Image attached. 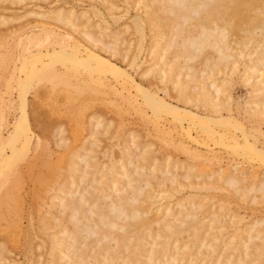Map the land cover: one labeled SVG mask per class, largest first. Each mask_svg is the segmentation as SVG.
<instances>
[{
  "label": "rangeland",
  "instance_id": "obj_1",
  "mask_svg": "<svg viewBox=\"0 0 264 264\" xmlns=\"http://www.w3.org/2000/svg\"><path fill=\"white\" fill-rule=\"evenodd\" d=\"M10 1H12V3H10ZM122 1L123 0H97V1L96 0H7V1L1 0L0 1V16L3 18L2 20H4V18H6L5 22H3L2 24L0 23V38L3 39V37H4L3 40L0 39V42L2 41L0 43V48H1L0 51L1 50L3 52L9 51L8 54L7 53L5 54V52L3 53V54H5L4 55L5 57L1 56L2 51L0 52V56L4 58V59H0V62H3L0 64V66H1L0 67V91H1L0 92V107H1L0 108L1 109L0 110L1 111V113H0V128L3 132V134H7L9 132L10 128L12 127V124L14 123V120H16V118L18 117L19 114L21 115V110L19 109V107L21 105L19 104L20 102H19V98H18V92H17V89H14L16 86L15 85L16 83L14 84L13 81H15L16 73L17 74L20 73V75L22 77H25L26 74L23 76V74L25 73L24 71H23V73H21V71L17 72V69H14L13 65H14V62H16V61H17L16 62L17 64H19V62H20L18 60L19 53H20V50L22 48V47H20V44H19L21 42L20 40H22V42H21L22 45L27 41H25V38L24 39L20 38L19 39L20 42L18 41V39H17L18 37L15 34L17 29L20 30V31H17V33H21L22 37H26V34H29V35L30 34L31 35L39 34L42 36V34L44 32H45V34L47 33L46 38L49 39L50 41L48 40L49 42L42 43L43 46H42V44L41 45L40 44L39 45L33 44L31 46L32 49H35L37 47L40 49V47H41V49L45 52L48 50L54 51V49L52 50V47H54L55 49H57V48L59 49L60 45H57V44L61 43L62 41H63V43L70 42V44L76 41L79 44L81 43L80 44L81 55L85 54L84 56H86V54L88 56V54L92 51V49L90 48V46H91V44L89 43L90 41L86 40L84 37V35H85L84 30L88 31V32H92V33H94V36L97 37V38L96 37H94V38H96L98 40H102L103 42L105 41V43H106V41H109V42L111 41L114 43V46L116 47V49L119 50V51L117 50V52H116L117 55L116 54L111 55L110 50L106 49L105 46H104L105 49H102L103 45L101 44L102 45L101 46V45H99L100 44L99 43L98 44L99 46L97 47V51L101 54V56L103 58H106V59H107V57L109 59V57L112 56V58L110 57V59H111L110 61L113 62L114 64H116V66H119L118 68H120L121 70L126 69L127 72L130 73L132 76V77H130L131 80L134 79L133 81H130V79L128 77H126V75H124V74H122V75L115 74L112 71L105 69L104 71L101 72L102 73L101 76L103 78L105 77L104 78L105 83H99L95 79H94V81H92L93 79L91 80V77H88L90 79L89 80L86 76L87 74L84 73L85 71L83 72V70H82L83 68L80 67L81 71L79 69V71H80L79 72L80 73L79 78L78 77L76 78L78 73H77V75L75 74V76H74L75 78L73 77L72 73L70 75L71 80L69 82L74 84V81H75V86L72 85V87H71L69 84H67L71 88L68 87L67 85L61 84L62 81L56 82L57 84L60 83L61 85L60 84L57 85L56 83H54V85H57V86L56 87L52 86L55 90V92H53L54 90H51L52 82L51 83H50V81L47 82L48 80L46 81V79H45L46 82L43 81L44 79H41L42 80L41 82L39 80L38 85H37V82L35 81L36 85H35V83H33L32 86H34V87L31 86V88H29V91L27 93V106H26V109H27V120H26L27 122H26V124H28V126L25 124L26 130L28 131L27 133L30 134V140H31L30 146H28L26 148L29 150L27 151L25 149L27 151L26 155H25L26 151L23 150L25 152H24V154L22 153L21 155H22V157H23V155H25L24 156L25 159H24V157L23 158L20 157L21 160L23 159V161H20V159L18 160L19 161L18 162V164H19L18 170L15 173L13 172L14 174H11L12 176L9 177L12 180L15 179L13 181V184H15L14 182L16 180L19 184L14 185L15 186L14 187L13 185H11V183H9L11 181L9 179V181L6 183L8 185L10 184L11 187L10 186H9L10 188L6 187L7 184L5 183V185H2V187L0 188L1 191H2V189H5V190H8V192L10 191V193H12V195L9 197V200H7V201H9V202H10V200L12 202L16 201V202H14L15 206L12 205L13 207L10 206L12 203V202H10L8 204V206H6V204H5L4 206L2 205L3 208H0V213H2L4 217L8 216L9 218L7 217L8 218L7 220L11 219L10 220L11 226L8 227L7 221L5 220L6 218L3 219L1 217L2 215H0V217H1L0 218L1 219L0 220V244L3 245L2 247H0V250H2V251H0V259H1L0 262L2 261L1 263H4L2 257L4 258V256H5V258L7 259L5 261H7L8 263L10 262V264H38V263L39 264H45L46 258H47V260H48V258H50L49 257L50 254H48L49 253L48 249L50 248V244H51L50 242L53 239L52 236L55 234H56V236H54V238L57 237L60 239L62 237L61 238L62 239V245L61 246L59 245L60 247L65 246L67 248L69 246V242L66 240L67 239L66 237L68 236L70 231L73 229V227H74L73 223L74 222H72V221L76 217H74V218L71 217L70 211L68 209L65 210L64 213H61V212L59 213V210H57L58 199L54 198V199H56L54 201L53 198H50V197H51V195L55 194V192H56L55 189H57L59 186L62 185L61 183H63V180L69 179L67 177L68 169L66 170V164H65V162L67 161L66 159H68L71 156H74V158L77 159L79 162V161H82V160H79L81 155L85 156L87 154V156H85V157H87L86 159L90 163L95 161V163H92L95 166L94 167L92 165H90V167L88 166L89 170L87 169L88 171L86 172V174L88 173V175L85 174L87 177L85 176L86 178H85V180H82V182L78 180V178L80 176L79 177L75 176L74 182L71 185V190H73V192L76 194V196H79L80 195L79 192L82 193L83 190H88L89 189L88 187H90V189L92 187H93L92 189L98 188V189H95L96 193L94 191H92L93 195L87 196L89 198L88 203L96 195L100 194L102 189L104 190V189L108 188L107 190H109V188H110L109 185H111L112 182L115 183V185H117V186H118V184L124 185L126 188L127 187L126 180H129V178H130V177L129 178L126 177V175L129 174L132 176L134 171L136 169L138 170V168H139L138 166H141L139 170L143 169L142 171L150 172L151 169H156V170H153L154 172H152L151 176H154L156 174L157 177L159 176L158 178H160V176H161L163 179L166 180V181H164V183L162 181V184H159L160 181L158 180V178L155 177V179L153 178L154 180H152V178H151L150 184H148L149 186L151 185L150 186L151 188L147 185L148 186L147 189L149 188L148 190L150 192L145 189L146 186L144 187V189L147 192H149L150 194H153V197H152V195L145 197V198H148V200L146 199L145 201L149 202V204H148V202H146L148 205L147 207L149 209V212H148L149 219L151 218V220H154V218H155V219L163 220V219H165L164 215L168 212V209H170L171 212L173 211V214H174L178 210L186 209V207L191 208L192 205H194L193 206L194 212L195 211L197 212V213L196 212L195 213L201 219V221H202V219H203V221H205V223L202 222V225L205 224V227L203 228L201 225V227H200L201 232L199 230L200 234L206 233V234H204V235H206L205 239L204 238H203L204 240L202 239V236H201L202 234L201 235L198 234V236L200 235L199 240H198V236L196 237V240L200 241V243L195 240L197 242V244L195 245L196 242L195 243L192 242L194 244L193 248L191 247L190 250L185 251L186 249L183 248L184 246L183 247H180V246H182L183 243L184 244L187 243V241H188L187 239L190 236V235L188 236L187 233H185L184 235H182V237H180L183 239H181V240L179 239L180 241H177V243H179V244H177L176 241L169 243V244L173 243L171 246L168 244L167 247L169 248V251L165 250V248L163 247L164 245L162 246V244L156 243L158 245H156L157 247L156 246L155 247L156 248H158V246L160 247V248L156 249L157 251L160 252V255H158V256L156 255L157 258L155 255L152 256L151 257L152 259H150V262L157 261L158 257L160 256L158 261L165 259V260H167V262L169 260H170L169 262H171L172 259L178 258L176 261H174V263L177 262V264H179V263L180 264H198V263L199 264H264V256H262V259L260 261L259 259L261 257L260 258L258 257L257 251H255L256 248L254 246L255 244L259 243L260 241L264 242V187H263L264 184H262V182L264 183V159H262L255 152L253 153L252 150H249V151H247V150L243 151L244 149L241 150V148H243L245 143H246V145L253 143L254 146L256 144V147H258L261 150L263 149V152H264V118L263 117L260 118L258 116H252V115H250L251 111L248 110V108L250 107V103H252V101L254 100V98L256 96V93L261 95V96H264V74H262L261 72L258 73L257 71H255V72H249L248 71L249 70L248 67L250 65L249 64L250 58L247 54L245 56L244 55H242L240 57L238 56L237 58L234 56H232V57L230 56L231 58L229 57V60H231V61L237 60V67L234 69V71L231 72V69L228 66H224V68H225L224 70L226 72L228 71V74L224 73L222 65L215 67L216 68L215 70L212 69L213 64L211 63L212 64L211 66H206L207 75L206 74L202 75L200 73H202V66H204V65L200 64L201 63L200 60H197L196 61L197 64L195 65L196 68L194 69V70H196V72H195L196 78H193L189 81H186L188 79L187 78V71H189V70H187L185 67L182 68V66L180 65L182 63L181 62L182 58L179 57L178 61L173 65L172 72L170 73L172 81H179V82L184 81L183 83L187 84V88L185 89V92L189 96L194 93V88H193L194 85L197 86V84H198V86L201 87L204 85L203 82L208 84L210 81L211 82L215 81V84L217 86L219 85L218 86L219 88L220 87L222 88V91L220 92V97L221 98L224 97L225 100L229 101L230 103L228 102L229 105H227L226 107L225 106L221 107L223 109L220 108L219 113H218L216 111H213V109L202 106V104H200L199 102L198 103H196V101H191V103L185 102L176 93V90L172 87L173 85H172V82L170 80H169V82L166 83V87L168 88L167 89L168 93L167 92L165 93L164 89H162L164 87L163 83L160 84L159 80H157L154 77L151 78V76L145 75L142 72L146 71V69H147L146 67H148L150 65V62L152 61V57H151L152 51L150 52V50H151L150 48L153 46V44L155 45V43L158 44L157 45L158 48L162 47L163 42H164L163 40H165V38H167L169 36L168 35L169 30H166L165 26H164L163 27L164 29L162 28L163 31L159 30V29L149 31V28H148L149 23H146V22H148V20L146 18H142V22H143L142 24L144 26L143 27L144 38H143V42H142L143 46H142V49L139 53L140 56H138V62L139 63H138V65L135 64V65H133L132 68H130L131 66L129 64V59L128 58L126 59V57L124 58V56H123V49L130 47V45L132 43L134 44L136 42L135 39H137L136 38L137 33L135 34L136 31L133 33L134 29H133L131 20L136 14H139L141 17H144L141 13H142V11H147L146 9H148V8H146V7H144V8L140 7L139 8L138 6H141V4L138 5L139 2L136 3L133 0H130V2L128 0L129 5L126 4L127 2L125 0L124 1L126 3L124 1L123 2ZM112 3H114L117 8L115 6L111 7ZM94 6L99 10V13L97 12L98 10L94 12V10H96V8H94ZM111 8L112 9L114 8V9L111 10ZM124 8H127V9H125L126 11L124 10ZM59 9H62L63 15H61V17L67 20V21L65 20L66 23H64V19H62L61 24L59 21L58 22L53 21V20L52 21H46V20H51L50 19L51 17L58 15ZM35 12H37V13H35ZM71 12H73V16H72L73 18L71 16H69L71 14ZM96 12L98 13V15H96L97 14ZM111 13L112 14L114 13V15H120V18H118V19L115 18L116 20L113 19L112 18L113 16ZM63 16H65V17H63ZM7 18H9V20ZM37 18H38V20H37ZM30 23H31V25H30ZM48 23H49V25H48ZM62 24H63V26H62ZM76 24H78V25L76 26ZM23 26H25V27H23ZM45 26H46V28H45ZM129 26H131V29H129L130 28ZM10 27H12V28H10ZM22 27L24 29H20ZM46 30H48V31L46 32ZM50 30L52 32H50ZM72 30H74V31H72ZM59 31H60V33H62L61 35L63 37H60V38L58 37V36H61L60 33H58ZM23 32H24V34H23ZM53 32L55 33V36L52 37ZM56 32H57V34H56ZM29 35H27V37ZM56 35H58V36H56ZM5 36H7L8 38L7 37L5 38ZM49 36H51V37H49ZM69 36L72 38V40L73 39H75V40L73 42H72V40L69 41L68 38L71 39ZM12 37H14V38H12ZM55 37L56 38L58 37V39H60V40L56 39ZM44 38H45V35H44ZM50 38H55V40H58L59 42L54 41V39L52 40ZM64 38L67 40V42H65L66 40ZM17 42H19V43H17ZM52 43H56V44H52ZM44 44H46L47 46ZM89 44H90V46H89ZM133 44L131 46L132 48L135 47ZM57 46H59V47H57ZM87 48H89V49L87 50ZM37 49H35L34 51H36ZM106 50H108V51H106ZM244 50H247V49H244ZM121 51H122V53H121ZM159 51H160V49L158 50V53H159ZM11 55H13L14 57H12ZM252 56H253V54H252ZM10 57H12V59H10ZM13 58L14 59L16 58L15 61ZM142 58L143 59L146 58L147 61H149V60L150 61L149 62L144 61L142 64H140L139 59H142ZM1 60H4V61H1ZM10 60L11 61L13 60V62H10ZM222 61H224V59ZM212 62H213V60H212ZM93 64H95V62H93ZM64 67L65 66L63 64H61V62H59V63L57 62V64L55 63V68L57 70L59 69L58 72H65L66 70H64V69H66V68H64ZM209 68H211L212 70ZM13 69L16 70L15 71L16 73H14L12 71ZM218 69H219V72H217ZM208 70H211L213 73L211 71H209V73H208ZM84 74H86V75H84ZM143 74H144V76H143ZM11 76L12 77L14 76L13 77L14 80L12 79L13 81L10 80ZM94 76H95L94 78H96L99 75L97 73H95ZM67 78L69 79V75L67 76ZM85 78L89 80V81H87V84H90V83H88L90 81H91V84H92V82H93V84L94 83L96 84V82H97V84H96L97 87H95L91 84L90 85H91V88H92V86L95 88H98V89L100 87L101 91L97 89L99 94L93 95V93H92V95H91L90 94L91 88H89L90 90L84 89L87 91L89 90L87 93L85 92V94H84V92H83L84 90H82L80 88L81 90L80 89H78V90H80V92L82 91L84 95H79L80 92L76 89V88H78L76 86V85H78L77 82L81 81L84 84V82L86 81ZM177 78H179V79H177ZM7 79L10 80L9 82L13 83L14 87H12L13 85L10 86V88H13V89L7 88L8 86H6V83H5V81ZM82 79L85 81L83 82ZM225 79H226V81H225ZM123 80H125V81H123ZM122 81L124 83L126 82L125 83L126 85ZM223 81H224V83H223ZM81 82H80V84H82ZM7 83H8V81H7ZM221 83H223V84H221ZM99 84L100 85L103 84V85L100 86ZM105 84H106V86H105ZM109 84H110V86H109ZM98 85H99V87H98ZM122 85H123V87H122ZM138 85H141L145 88L147 87L148 89H151L154 91H157L159 93V95L161 97H164V99L167 102H169L173 105H178V106L182 107L183 112L185 109V110H187L186 112L191 111V114H198L199 113L198 115H200V116H209V117L212 116L211 117L212 120L214 121V119H215V121L211 122L212 121L211 120L209 125L213 129H215L216 132L218 131L217 133L221 134V135L218 134L219 137L223 136V135L225 136L224 138L222 137L224 142H221L220 139L216 136H215L216 138L215 137L212 138L213 137L212 135H211L212 136L211 137L210 135L208 136L205 131L204 132L200 131V130H202L201 127H199L200 125H198L194 121L192 122V117L189 119L188 116H190L191 114L186 115L185 119L183 118V120H181L182 123H180L179 120H178L179 122L176 121L177 119L175 118L176 119L175 120L173 118L172 114H169V113L164 112V111H162V113L156 118L154 116V113L149 108L145 107L142 104L143 103V97L140 96V94L137 92V90H135L138 87ZM222 85H224V87ZM74 87H76V88H74ZM129 87L131 88V90L129 89ZM172 88L174 90H171ZM73 89H75V90H73ZM10 90H11V92H10ZM92 90H94V93H96L95 91H97L94 88ZM74 91H76V93ZM4 92H6V93L4 94ZM78 92H79V94H77ZM95 95H97V96L94 97ZM71 96H72V98L74 97L72 99V101L67 100V99H69V97L71 99ZM77 96H80V97H78L80 99H78ZM81 96H83V98ZM84 97H85V99L91 98L92 101L88 100L87 104L85 102L84 104H86L87 107L84 108V110H83L82 104L84 101H87L84 99ZM134 97L137 100V103H136ZM224 98H223V100H224ZM71 107H73V108H71ZM77 108H79V109H77ZM230 108H231V110H230ZM144 109L147 111H145ZM141 111H143V112H141ZM213 112H214V114H213ZM221 113H222V115H221ZM145 114H147V115H145ZM20 115H19V117H20ZM220 115L222 117H224L226 120L222 119V117ZM78 116H80V117H78ZM1 117H2V119H1ZM255 119H257V120H255ZM1 120H3L4 122L3 121L1 122ZM173 120H175V122ZM97 121H98V123H97ZM99 121H101L100 125H99ZM188 121L192 122V124H191L192 126L190 125L191 122L188 123ZM219 121H222V122L219 123ZM78 122L80 125L83 124L82 128H80L81 127L80 125L78 126ZM232 122H234V123H232ZM193 124H196V125L194 126ZM94 125L98 126V128L96 127L97 130L94 129L95 128ZM181 125H182V127H181ZM4 127H6V128H4ZM186 127L187 128L189 127L188 130L186 129ZM98 129L100 131H98ZM189 129L191 131H189ZM258 131H260V132H258ZM186 132L187 133L191 132V133L188 135V134H186ZM226 133H227V135H226ZM243 133L246 134V135L244 134L246 136V138H248V135H250L248 138V143L246 142ZM247 133H249V134H247ZM228 134H230V135L228 136ZM31 137H33V140L31 139ZM226 137L231 138V139H232V137L239 138L242 146H241V148L238 149L239 150V151H237L238 153L234 149L231 148V144L233 143L232 142L233 139L232 140L228 139L229 141H227ZM194 138H195V140H193ZM61 139L63 141H60ZM228 142H230V143H228ZM227 143H228V145H227ZM19 146H21V144ZM125 147H126V150L124 149ZM42 148H44V149H42ZM143 148H145V149H143ZM148 150L149 151L151 150L152 152L151 151L148 152ZM70 151L72 152V154L70 153ZM83 151H85L84 152L85 154L83 153ZM144 151L148 152V154ZM68 152L70 153V156H67ZM78 152H79V154H81L80 157H78V155H79ZM104 152L106 154H104ZM192 152L196 153V156ZM149 153H151L152 157H150L151 155L148 156ZM144 155H145L144 159L147 158L145 161L143 159ZM154 157H156V159L159 157L158 158L159 161H158V159L154 160ZM194 157H196V158H194ZM47 160L48 161L50 160V161L48 162ZM116 160L118 163L116 162ZM96 161H97V164H96ZM114 161H115V163H114ZM82 162H79V164L77 163V165H78L77 167L79 168V171L76 172L77 174L81 173V171H83V169H84V165L82 167V164L84 162L83 163ZM110 163L113 164V166H111ZM102 164H103V166H105V165L106 166L103 168ZM44 165H46V166H44ZM55 166L57 168L59 166L60 168H62V170L61 169L58 170ZM108 166H109V168L107 169ZM123 166L125 167V169ZM201 166H203V167H201ZM237 166L240 167V169L242 168L243 174L237 173L238 181H237L235 186L228 185L225 182L226 181L225 175L227 173V170L233 171V169ZM52 167L55 171H58V173L61 171L63 173V175L61 174V172H60V174H58L57 172L55 173V171L52 170ZM91 167L94 169L96 167L98 168V169H95L96 173H94L95 171L93 170L94 174H91V171H92ZM99 167H101V168H99ZM134 167H137V168H134ZM207 167H208V169H207ZM121 168L123 169L122 171H121ZM49 169H51L52 171L50 172ZM105 169H106L107 173L104 172ZM99 170H100V172L103 171L102 172L103 176H102V174H98L97 171H99ZM166 170H169L168 173H165ZM41 171H42V174H41ZM223 171H224V173H222ZM225 171H226V173H225ZM131 172H132V174H130ZM173 172H176L175 174H177L175 176L176 180L167 177L168 174H169L168 176H170V174ZM38 173H40L41 175L39 174L40 176H38ZM115 173L117 176H115ZM117 173L119 174V176L120 175L122 176V174H123V178L121 176L119 177ZM15 174L17 177L15 176ZM43 174H44L45 178L50 177V179L46 178L48 180H46L47 182H45V183H43L45 181V179L42 177ZM54 174H57L60 177H56L57 175L54 176ZM108 174H110V175L108 176ZM211 174L213 176L214 175H216V176L223 175V176H221L222 178L221 177L217 178V180L215 182V186L208 187L206 184V181L209 180L208 177ZM13 175L16 178L15 177L12 178ZM92 175L93 176L96 175V176L93 177ZM135 176H136V174H134V176H132L131 178H134ZM99 177H101L100 179H103V183L102 184L98 183L99 185L97 184L98 185V187H97V185H93L92 181H93V178H95L97 181L94 180V183L95 182L97 183ZM108 177H110V179ZM39 178L41 181L44 179V181L42 182L43 184L41 183V181L39 184V181H37ZM104 178H105L106 182L104 181ZM79 179L81 180V177ZM83 181L84 182L86 181V183H83ZM131 181H134V180H131ZM50 182H51V184H50ZM74 183H75V185H74ZM133 183H136V182H133ZM52 184L54 186H52ZM88 184L91 186H89ZM86 185H88V187ZM261 185L263 188L261 187ZM94 186H96V187H94ZM14 188H16V189H14ZM42 188L43 189L47 188L48 189L47 193L50 190H51V192L46 194ZM252 188H253V190H252ZM42 191H43V193H42ZM146 191H144V192H146ZM89 192H90V190H88L87 194H89ZM10 193H8V194L10 195ZM115 193H118V192H115ZM45 194H46V197H44ZM43 197H44L46 202H44V200L42 199ZM55 202H56V204H54ZM88 203H87V206L83 205V208H87ZM190 203L192 205H190ZM90 204H92V203H90ZM89 206H91V205H89ZM195 207H197V208H195ZM7 208H10V209L15 208V212L17 211L18 213L13 214V215L14 216L18 215L17 216L18 218L13 217V216H12L13 218L10 217L12 213H15L14 209H12L13 212L10 214V216H9V214L8 215L4 214L3 212H5L4 210H6ZM176 209H178V210H176ZM197 209H199V210H197ZM8 211L6 213H10L9 209H8ZM171 212H168V213L171 214ZM56 215H58V216L60 215V217L58 218V216H56ZM68 216L73 218V220L71 221V219ZM176 216H177V214H176ZM56 217L58 218V220L55 223L52 222V221H55L54 219ZM45 218H46V220H45ZM47 218L49 220H47ZM51 218L53 220H51ZM12 219H14V221L19 220L18 226L12 227V225L14 223V221ZM5 221H6V224L4 223ZM11 221H13V222H11ZM17 221L14 223V225H16L18 223ZM79 221L81 222L82 219L81 220L79 219L78 222ZM153 222L154 221H152V225H155V227H156L157 226L156 224L158 222L155 221L156 222L155 224H153ZM2 224H3V226L5 224V226L3 227ZM8 224H9V222H8ZM6 227H8V228H6ZM16 227H18V228H16ZM48 227H49V229H48ZM152 227H154V226H152ZM154 229L156 230V228H154ZM251 229H252V231H251ZM10 230H12V233L14 232V234L16 231H18L15 234L18 236H16V237H15V235L12 236V233L9 232ZM155 230H152L153 232L151 231L153 237L155 236L154 238L151 239L152 242L153 241L155 242V240H157L159 238L161 239L160 236L158 237L157 235H155L156 233H159V232H154ZM60 231H62L61 235H60ZM64 231H67L66 235H63L65 233ZM235 231H237L236 232L237 235L235 234ZM212 232H213V234L210 236L209 234ZM92 234H93L92 235L93 238L90 237V239H94V237H96L95 236L96 234H94V233H92ZM238 235H239V237H238ZM183 236H185L186 238H184ZM187 236H188V238H187ZM248 238H252V239H248ZM88 239H89V237H88ZM49 240H51V241L49 242ZM201 240H202V242H201ZM255 240H257V241H255ZM41 241H42V243H41ZM93 241H90V242H93ZM98 242H96V243H98ZM43 243L44 244L46 243V245H43ZM96 243H95V245H96ZM236 243L238 245H236ZM213 244H215V245H213ZM39 245H43L40 247L41 249L39 248ZM81 245H82V243L80 244V246ZM89 245H92V244L91 243L88 244V253L85 254V257H84L86 259V261L84 259L82 261V262H84V264H88V263L92 264L95 261V259L91 258V256H90L91 250H93V249L91 248V250H90ZM173 245L175 248L173 247ZM190 245H191V243H190ZM190 245H189V247H190ZM201 245L204 247H202ZM211 245H213V246H211ZM218 245H219V247L217 248ZM44 246H45V248H44ZM215 246L217 249L215 248ZM42 247L44 248V250ZM69 247L70 248L63 249L66 253L69 250L68 254H65V256H68V258L67 257H66V259L61 258L62 260L59 259L58 264H62V263L63 264H70V263L73 264L74 263L73 258H75L74 256H76V253L79 252V248L74 250V252H75L74 253L73 251L70 250L72 247L71 246H69ZM145 247H142V250L140 252V254H141L140 257H142V258L139 257L140 261H141V259L144 260L148 256V255L146 256V254H147L146 250L149 248L148 243H147V246H145ZM177 247H178V250L180 247V250H179L180 254L178 253L179 251L177 250ZM170 248H172V250ZM186 248H188V247H186ZM210 248H212V249H210ZM247 248L251 249V250H248ZM7 249L8 250L10 249L9 250L10 252L7 251ZM38 249H40V250L38 251ZM173 249H175V251ZM181 249H184V251L187 253H184V251ZM191 250H192V252H190ZM211 250L214 252H212ZM215 250H217V251H215ZM7 252H9V253L7 254ZM142 252H146V254H144ZM159 252H157V253L159 254ZM182 252L186 255H184ZM194 252H196V253H194ZM211 252L213 255L211 254ZM165 253H167V254H165ZM203 253L204 254L206 253V254L204 255ZM2 254H3V256H2ZM163 254H164V256H163ZM168 255H170V256H168ZM174 255H175V257H174ZM176 255H178V256L180 255V256L176 257ZM190 255H191V257H190ZM246 255H247V257H246ZM69 257H70V260H69ZM87 257L89 258L88 260L89 261L91 260L92 263H90L87 260ZM154 257L156 259H154ZM164 257H166V258H164ZM182 257H183V260H181ZM188 257H189V259H188ZM31 258L33 260H30ZM76 258H75V260H76ZM186 258H187V260H186ZM204 258H205V260H204ZM67 259H68V263H65L64 261ZM252 259L253 260L258 259V260H256V262H255ZM39 260H40V262H39ZM179 260H181L183 263H181ZM117 261H118V259H117ZM117 261H115V262H117ZM207 261H209V262H207ZM115 262H114V264H117ZM46 263H47V261H46Z\"/></svg>",
  "mask_w": 264,
  "mask_h": 264
},
{
  "label": "bare ground",
  "instance_id": "obj_2",
  "mask_svg": "<svg viewBox=\"0 0 264 264\" xmlns=\"http://www.w3.org/2000/svg\"><path fill=\"white\" fill-rule=\"evenodd\" d=\"M1 1V0H0ZM7 1V0H6ZM97 1V0H96ZM124 1V0H123ZM122 1V2H123ZM127 3H126V2ZM124 2L126 4H128V0H125ZM135 1L136 3L139 2L138 5L141 4V6H138L139 8L141 7H146L148 9H146L147 11H142V15L144 17H141L139 14H136L133 18H132V26H133V33L135 32V34L137 35V39L136 42L133 44L135 47H131L132 44L130 45V47L128 48H125L123 49V56L124 58L126 57V59L128 58L129 59V64H130V68L133 67V65L137 64L138 65V56L141 49H142V42H143V38H144V30H143V22H142V18H146L148 20V22L146 23H149L148 24V28H149V31L150 30H162V28L165 26V29L166 30H169L168 32V37L165 38V40H163V46L162 47H157V43H155V45L153 44V46L150 48V52L152 51V54H151V57H152V61L150 62V65L148 67H146V71L145 72H142L144 73L145 75H149L154 78H156L157 80H159V83L164 85V87L162 89H164L165 93L167 92L168 93V88L166 87V83L169 82V80L172 82V87L176 90V93L180 96V98L185 101V102H189L191 103V101H196V103H200L202 104V106L204 107H208L210 109H213V111H216L219 113V110L221 107H226L227 105H229V101L223 100V98L220 97V92L222 91V88L218 87L216 84H215V81L213 82H209L208 84L204 83L203 82V86L199 87L198 84L197 86H193L194 88V93L191 94L190 96L185 92V89L187 88V84L183 83L182 81H172V78H171V72H172V69H173V65L178 61V58L181 57L182 59V63L180 64L182 66V68H186L187 70V80L186 81H189L193 78H196V75H195V72L196 70H194L196 67L195 65L197 64L196 61L197 60H200V64H203L204 66H202V73L200 74H206L207 75V70H206V66H211L212 64V69H216L215 67L217 66H220L222 65L223 66V71L225 74H228V71L226 72L224 69V66H228L230 69H231V72L234 71V69L237 67V60H234V61H231L229 60V57L231 56H234V57H240L242 55H247L249 56L250 60H249V67H248V71L249 72H255L257 71L258 73H262L264 74V0H133ZM130 2V0H129ZM10 3H12V1H10ZM112 6L111 7H116V5L114 3L111 4ZM129 5V4H128ZM127 5V6H128ZM135 5V4H134ZM143 5V6H142ZM91 8V7H90ZM94 8H96L94 6ZM117 8V7H116ZM115 8V9H116ZM137 8V7H136ZM72 9V8H71ZM114 9V8H113ZM111 8V10H113ZM127 9V8H124V10ZM74 10V9H73ZM98 9L96 8L95 11H97ZM129 10V9H128ZM143 10V9H142ZM110 11V10H109ZM115 11V10H114ZM126 11V10H125ZM149 11V12H148ZM75 12V11H74ZM99 13V10L97 11ZM96 12V13H97ZM37 13V12H35ZM34 13V14H35ZM87 13V12H86ZM95 13V14H96ZM98 13L96 15H98ZM126 13V12H125ZM147 13V14H146ZM112 14V13H111ZM62 14V9H59V12H58V15H55L53 17H51L50 19L51 20H46V21H56V22H62V18L61 17ZM76 15V14H75ZM93 15V14H92ZM69 16H73V12H71V14ZM113 16V17H112ZM112 18L115 19V18H120V15H114V13L112 14ZM1 17V16H0ZM10 17V16H9ZM37 17V16H36ZM65 17V16H63ZM123 17V16H122ZM73 18V17H72ZM0 23L2 24L3 22H5L6 18H4V20H2L3 18L1 17L0 18ZM9 20V18H7ZM11 19V18H10ZM145 19V20H146ZM38 20V18H37ZM36 20V21H37ZM66 19H64V23H66L65 21ZM69 20V19H68ZM116 20V19H115ZM7 22V21H6ZM10 22V21H9ZM8 23V22H7ZM81 23V22H80ZM116 23V22H115ZM69 24V23H68ZM31 25V23H30ZM38 25V24H37ZM49 25V23H48ZM74 25V24H73ZM78 24H76L77 26ZM83 25V24H82ZM28 26V25H27ZM44 26V25H43ZM63 26V24H62ZM147 26V25H146ZM25 27V26H23ZM20 28V29H24V28ZM48 27V26H47ZM51 27V26H50ZM49 27V28H50ZM70 27V26H69ZM130 27V28H129ZM128 28L131 29V26H129ZM12 28V27H10ZM46 28V26H45ZM53 28V27H52ZM71 28V27H70ZM74 29V28H73ZM146 29V28H145ZM164 29V28H163ZM76 30V29H75ZM84 30V29H83ZM82 30V31H83ZM17 31H20V30H16V35H17V39L19 41V39H24L25 38V42L23 45L21 44L22 40H20L19 43L20 44V47L21 50H20V53H19V57H18V61L19 64H17L16 62H14V69H17V72L18 71H21V73H23V71L25 72L23 74V76L25 75V77H22L19 74H17L15 71L16 70H12L14 73H16V76H15V81L14 80V76L12 77L11 76V79L14 84L16 85L14 89H17V92H18V98H19V104L21 105L19 107V109L21 110V115L19 117L16 118V120H14V123L12 124V127L10 128L9 132L7 134H3L1 128H0V188L2 187V185H5L6 182L9 181V177L12 176L11 174H14L18 168H19V164H18V160L20 159V161H23V159L21 160L20 157H22V153L24 154V152L29 149H26L28 146H30V134H28L27 130H26V120H27V109H26V106H27V93L29 91V88H31V86L33 85V83H35L36 85V82H37V85H38V81L40 80V82L42 81L41 79H44L43 81L46 82H49L50 83L52 82L51 84V90H54L53 87H56L57 85H59L60 83H56V82H61V84L63 85H67L69 84L71 87L72 85L75 86V81H74V84L69 82L71 79H70V75L71 73L73 74V77L75 76V74L78 75L76 76V78L80 77V67H82L83 69V72L86 73L84 75L88 77H91V80L94 81V79L99 82V83H105L104 82V78L101 76V72L104 71L105 69L106 70H110L112 71L113 73L115 74H124L126 75V77H128L130 79V81H133L134 79L131 80L130 77L131 74L127 72V70L125 71L124 69L121 70L120 68H118L119 66H116V64H114L113 62H111L110 60V57L112 58V56L107 57L106 58H103L101 56V54L97 51V47L99 45H103V48L102 49H108L110 50L111 52V55L112 54H116L117 50L116 47L114 46V43L113 42H109V41H105L103 42L102 40H98L96 39L97 37L94 36V33L92 32H88V31H85L84 30V37L86 40H89L88 42L91 44H89L90 48L92 49V51L88 54H86V56L84 55H81V46L78 42H73L75 39L72 40L69 39L68 37V40H72L73 43L70 44V42H67V40L65 42L67 43H63V41L57 45H60L57 46L59 47V49H55L54 47H52V50L54 49V51H43L40 47V49L38 48H35L37 49L36 51H34L35 49H32V45L33 44H37V45H41L42 43H47L49 42L50 40L47 39V33L45 34V32L41 35L39 34H33V35H29V34H26V37H22V34L21 33H17ZM25 31V30H24ZM44 31V30H43ZM48 30H46L47 32ZM74 31V30H72ZM131 31V32H132ZM163 31V30H162ZM50 32H52L50 30ZM146 32V31H145ZM157 32V31H156ZM41 33V32H40ZM60 33V31L58 32ZM11 34V33H10ZM24 34V32H23ZM49 34V33H48ZM51 34V33H50ZM57 34V32H56ZM62 33H60L61 35ZM27 35H29L27 37ZM44 35H45V38H44ZM131 35V34H130ZM146 35V34H145ZM8 36V35H7ZM5 36V38L7 37ZM55 36V33L53 32V35L52 37ZM58 36V35H56ZM162 36V35H161ZM10 37V36H9ZM51 37V36H49ZM59 38L60 37H63L62 35L61 36H58ZM58 37L56 39H58ZM96 37V38H94ZM160 37V36H159ZM8 38V37H7ZM14 38V37H12ZM55 38H50V39H54V41H58V40H55ZM2 39V38H0ZM4 39V37H3ZM2 39V40H3ZM100 39V38H99ZM157 39V38H156ZM13 40V39H12ZM49 40V41H48ZM51 40V41H52ZM154 40V39H153ZM160 40V39H159ZM155 41V40H154ZM2 42V41H1ZM0 42V43H1ZM59 42V41H58ZM100 43V44H99ZM250 43V44H249ZM18 44V45H19ZM52 44H56V43H52ZM99 44V45H98ZM15 45V44H14ZM22 45V46H21ZM46 45V44H44ZM101 45V46H102ZM6 46V45H5ZM17 46V45H16ZM43 46V44H42ZM47 46V45H46ZM88 46V47H89ZM105 46V48H104ZM3 47V46H2ZM87 47V46H86ZM49 48V47H48ZM47 48V49H48ZM71 50H70V49ZM101 48V47H100ZM1 49V48H0ZM46 49V50H47ZM89 48H87L88 50ZM146 49V48H145ZM160 49L159 53H158V50ZM244 49H247V50H244ZM70 50V51H69ZM106 50V51H108ZM2 51V50H1ZM0 51V52H1ZM17 51V50H16ZM86 51V50H85ZM119 51V50H118ZM5 54L8 52L7 51H4ZM2 51V55L1 56H4L5 54ZM12 52V51H11ZM19 52V51H18ZM143 52V51H142ZM86 53V52H85ZM122 53V51H121ZM11 54V53H10ZM18 54V53H17ZM253 54V56H252ZM117 55V54H116ZM0 56V59H4L3 57ZM12 57H14L13 55H11ZM149 56V55H148ZM147 56V57H148ZM5 57V56H4ZM12 57H10V59H12ZM146 57V58H147ZM150 57V56H149ZM230 57V58H231ZM146 58H142V59H139L140 60V64H142L144 61H147ZM14 59V58H13ZM16 59V58H15ZM14 59V61H15ZM47 59V60H46ZM224 59V61H222ZM213 60V62H212ZM1 61H4V60H1ZM150 61V60H149ZM147 61V62H149ZM10 62H13V60ZM57 62H61V64H63L66 68L64 70H66L65 72H58V70L55 68V63L57 64ZM93 62H95V64H93ZM180 62V61H179ZM178 62V63H179ZM3 63V62H0V64ZM212 63V64H211ZM13 64V63H12ZM21 64V65H20ZM3 66V65H2ZM5 66V65H4ZM9 66V65H8ZM7 66V67H8ZM140 66V65H139ZM198 66V65H197ZM1 67V66H0ZM13 68V67H12ZM219 68V67H218ZM80 69V71H79ZM211 69V68H209ZM211 69V70H212ZM221 69V68H220ZM180 70V69H179ZM185 70V69H184ZM211 70H208V73L209 71ZM212 72V71H211ZM215 72V71H214ZM217 72H219V69L217 70ZM230 72V71H229ZM230 72V73H231ZM12 73V72H11ZM69 73V74H68ZM97 73L99 76H97L96 78H94V74ZM213 73V72H212ZM143 74V76H144ZM181 74V73H180ZM10 75V74H9ZM69 75V79L67 78V76ZM205 75V76H206ZM259 75V74H258ZM82 76V75H81ZM148 76V77H149ZM178 76V75H177ZM200 76V75H199ZM72 77V76H71ZM113 77V76H112ZM125 77V78H126ZM134 77V76H133ZM75 78V77H74ZM122 78V77H121ZM186 78V77H185ZM201 78V77H200ZM46 79V81H45ZM89 79V78H88ZM88 79L85 78V80L82 79V81L84 82V84H80V82L78 81V85H76L78 88H76L77 90L78 89H89L91 88V85L97 87V82L96 84L94 85L93 82L91 84V81L88 82L90 84H87V81H89ZM179 79V78H177ZM199 79V78H198ZM227 79V78H226ZM225 79V81H226ZM9 79H7L5 81L6 83V86H8L7 88H10V86L13 85V83L9 82L10 81ZM181 80V79H180ZM8 81V83H7ZM36 81V82H35ZM110 81V80H109ZM116 81V80H115ZM125 81V80H123ZM122 81V82H123ZM107 82V81H106ZM54 83H56L57 85H54ZM71 83V84H70ZM76 83V84H77ZM124 83V82H123ZM126 83V82H125ZM124 83V84H125ZM224 83V81H223ZM221 83V84H223ZM11 84V85H10ZM60 84V85H61ZM122 84V83H121ZM169 84V83H168ZM69 85H67L68 87H70ZM100 85V84H99ZM98 85V87H99ZM103 85V84H102ZM100 85V86H102ZM126 85V84H125ZM202 85V84H201ZM53 86V87H52ZM91 88V90L94 88L95 90H97L98 88H95L93 87ZM106 86V84H105ZM110 86V84H109ZM131 86V85H130ZM224 87V85H222ZM256 86V85H255ZM14 87V85L12 86ZM34 87V86H32ZM70 87V88H71ZM104 87V86H103ZM123 87V85H122ZM126 87V86H125ZM132 87V86H131ZM6 88V89H7ZM136 88V87H135ZM134 88V89H135ZM171 89V90H174V89ZM192 88V87H191ZM5 89V90H6ZM10 89H13V88H10ZM80 89V90H81ZM112 89V88H111ZM121 89V88H120ZM127 89V88H126ZM129 89L131 90V88L129 87ZM213 89V90H212ZM75 90V89H73ZM80 90H78L80 92ZM90 90V89H89ZM88 90V91H89ZM90 90V94L93 95L94 94H99L98 90L101 91V88L99 87V89L97 91H95L96 93H94V90L91 91ZM137 90V92L140 94V96L143 97V105L147 108H149L153 113H154V116L157 118L161 113L162 111L164 112H167L169 114H172L173 118L176 120V121H180V123H182L181 120H183V118L185 119V116L186 115H190L191 114V111H188L186 112L187 110L184 109V112L182 111V107L178 106V105H173L169 102H167L164 97H161L159 95V93L157 91H154V90H151V89H148L147 87H143L141 85H138V87L135 89ZM87 90H84V94L85 92L87 93L88 92ZM103 91V90H102ZM129 91V90H128ZM1 92V91H0ZM11 92V90H10ZM9 92V93H10ZM55 92V90L53 91ZM58 92V91H57ZM70 92V91H69ZM72 92V91H71ZM76 93V91H74ZM79 92L77 94H79ZM83 92L81 91L79 95H84ZM6 92H4L5 94ZM37 93V92H36ZM68 93V92H67ZM74 93V94H75ZM82 93V94H81ZM11 94V93H10ZM54 94V93H53ZM69 94V93H68ZM67 94V95H68ZM73 94V93H72ZM76 94V95H77ZM105 94V93H104ZM123 94V93H122ZM137 94V93H136ZM138 94V95H139ZM89 95V94H88ZM117 95V94H116ZM135 95V94H134ZM177 95V96H178ZM69 96V95H68ZM75 96V95H74ZM97 95H95L94 97H96ZM118 96V95H117ZM80 97V96H77V98ZM83 98V96H81ZM120 97V96H119ZM129 97V96H128ZM51 98V97H50ZM74 98V97H73ZM72 96H71V99L69 97V99L67 100H70L72 101ZM81 98V99H82ZM80 99V98H78ZM85 99V97H84ZM94 99V98H93ZM127 99V98H126ZM135 99V97H134ZM138 99V98H137ZM179 99V98H178ZM83 100V99H82ZM87 101H84L83 102V110L84 108L87 107V102L88 100H91V98H87L85 99ZM180 100V99H179ZM14 101V100H13ZM74 101V100H73ZM92 101V100H91ZM115 101V100H114ZM134 101V100H133ZM136 103H137V100L135 99ZM54 102V101H53ZM86 102V104H84ZM178 102V101H177ZM229 102V103H228ZM3 103V102H2ZM70 103V102H69ZM194 103V102H193ZM81 104V103H80ZM141 104V105H142ZM177 104V103H176ZM10 105V104H9ZM13 105V104H12ZM72 106V105H71ZM140 106V105H139ZM196 106V105H195ZM134 107V106H133ZM249 107V106H248ZM1 108V107H0ZM73 108V107H71ZM76 108V107H75ZM74 108V109H75ZM119 108V107H118ZM135 108V107H134ZM144 108V107H143ZM229 108V107H228ZM79 109V108H77ZM136 109V108H135ZM146 109V108H145ZM144 109V110H145ZM223 109V108H221ZM1 110V109H0ZM142 110V109H141ZM197 110V109H196ZM195 110V111H196ZM231 110V108H230ZM248 110H250V115L252 116H258L260 118H264V96H261L259 94L256 93V96L254 98V100L252 101V103H250V107L248 108ZM9 111V110H8ZM147 111V110H145ZM3 112V111H2ZM15 112V111H14ZM143 112V111H141ZM1 113V111H0ZM67 113V112H66ZM152 113V114H153ZM77 114V113H76ZM199 114V113H198ZM198 114H191L189 117V119L192 117V122L194 121L195 123H197L198 125H200L199 127H201L202 130L200 131H205L206 134L209 136H211L212 138H214L215 136L218 137L220 139L221 142H224L223 138L225 137L224 135L223 136H218L221 135L220 133H217L215 129H213L209 123L210 121L212 120V116L209 117V116H200ZM214 114V112H213ZM4 115V114H3ZM83 115V114H82ZM147 115V114H145ZM216 115V114H215ZM222 115V113H221ZM220 115V116H221ZM77 116V115H76ZM214 116V115H213ZM229 116V115H228ZM80 117V116H78ZM140 117V116H139ZM222 117V116H221ZM232 117V116H231ZM160 118V117H159ZM219 118V117H218ZM255 118V117H254ZM2 119V117H1ZM5 119V118H4ZM217 119V118H216ZM222 119H225L224 117H222ZM230 119V118H229ZM175 120H173L175 122ZM218 120V119H217ZM226 120V119H225ZM257 120V119H255ZM259 120V119H258ZM262 120V119H261ZM3 120H1L2 122ZM8 121V120H7ZM178 121V122H179ZM215 121V119H214ZM213 120L211 122H214ZM224 121V120H223ZM4 122V121H3ZM191 122V121H188V123ZM192 122L190 123V125L192 124ZM222 121H219V123H221ZM225 122V121H224ZM251 122V121H250ZM84 123V122H83ZM98 123V121H97ZM234 123V122H232ZM101 124V121H99V125ZM216 124V123H215ZM231 124V123H230ZM28 126V124H26ZM79 122H78V126H79ZM83 125V124H82ZM82 125H80L82 128ZM98 125V124H97ZM194 126L196 124H193ZM227 125V124H226ZM7 126V125H6ZM95 126V125H94ZM192 126V125H191ZM259 126V125H258ZM96 127L98 128V126H95L94 129H96ZM176 127V126H175ZM182 127V125H181ZM6 128V127H4ZM9 128V127H8ZM28 128V127H27ZM84 128V127H83ZM100 128V127H99ZM189 128V127H188ZM188 128L186 127V129L188 130ZM215 128V127H214ZM93 129V130H94ZM191 129V128H190ZM189 129V131H191ZM259 129V128H258ZM92 130V131H93ZM97 130V129H96ZM185 130V129H184ZM98 131H100L98 129ZM180 131V130H179ZM244 131V130H243ZM262 131V130H261ZM30 132V131H29ZM171 132V131H170ZM188 132V131H187ZM186 134H190L191 132L187 133ZM246 132V131H245ZM260 132V131H258ZM91 133V132H90ZM103 133V132H102ZM229 133V132H228ZM181 134V133H180ZM225 134V133H224ZM245 133H243L244 135ZM249 134V133H247ZM32 135V134H31ZM227 135V133H226ZM230 134H228L229 136ZM233 135V134H232ZM246 135V134H245ZM244 135L245 137V140L246 142L248 143V138L250 135H248V138H246V136ZM170 136V135H169ZM237 136V135H236ZM191 137V136H190ZM215 137V138H216ZM223 137V138H222ZM134 138V137H133ZM192 138V137H191ZM217 138V139H218ZM227 138V137H226ZM225 138V139H226ZM31 139L33 140V137H31ZM209 139V138H208ZM232 140L233 139V143L231 144V148L234 149L236 152L239 151L238 149L241 148L242 144L240 143V140L239 138L237 137H232L231 138H227V141L229 140ZM97 140V139H96ZM99 140V139H98ZM195 140V138L193 139ZM197 140V139H196ZM60 141H63L62 139ZM59 142V141H58ZM206 142V141H205ZM136 143V142H135ZM230 143V142H228ZM227 143V145H228ZM21 144V146H19ZM29 144V145H28ZM95 144V143H94ZM203 144V143H202ZM253 144V143H252ZM247 144L246 143L244 144L243 148H241V150L245 151H249V150H252L253 153L255 152L256 154H258L262 159H264V152H263V149H259L258 147H256V144L254 146V144ZM33 145V144H32ZM60 145V144H59ZM204 145V144H203ZM225 145V144H224ZM230 145V144H229ZM90 146V145H89ZM128 146V145H127ZM72 147V146H71ZM35 148V147H34ZM40 148V147H39ZM227 148V147H226ZM26 149V150H25ZM41 149V148H40ZM44 149V148H42ZM88 149V148H87ZM126 150V147L124 148ZM130 149V148H129ZM145 149V148H143ZM25 150V151H23ZM74 150V149H73ZM90 150V149H89ZM27 151L25 152V155L27 154ZM67 151V150H66ZM72 151V150H71ZM70 151V153L72 154V152ZM88 151V150H87ZM151 151V150H150ZM148 150V152H150ZM85 151H83L84 153ZM146 152V151H144ZM148 152H146L148 154ZM152 152V151H151ZM195 152V151H194ZM69 153V152H68ZM67 153V156H70V153L68 154ZM76 153V152H75ZM193 153V152H192ZM238 153V152H237ZM49 154V153H48ZM79 154V152H78ZM77 154V155H78ZM85 154V153H84ZM83 154V155H84ZM104 154H106L104 152ZM143 154V153H142ZM145 154V153H144ZM195 154L196 156V153H193ZM23 155V157L25 156ZM81 154L78 155V157H80ZM151 153H149L148 156H150ZM37 156V155H36ZM87 156V154L85 155ZM85 156H82L79 158V160H82V161H79V162H82V167L84 165V169L83 171H81V173L77 174L76 172L79 171V168L77 167V163L79 164L78 160L74 158V156H71L69 157L68 159H66L67 161L65 162L66 164V170L68 169V174H67V177L69 179H65L63 180V183H61L62 185L59 186L55 192V194L51 195L50 198H53V200L55 201L56 199L54 198H57L58 199V208L57 210H59V213H64L65 210H69L70 211V215L71 217H76L74 220L73 218L69 217L71 219L72 222H74V227L73 229L70 231V233L68 234V236L66 237L67 241L69 242V246H71L72 248L70 249L71 251L74 252V250L78 249L79 248V252L76 253V256H74L76 258H73L74 259V263L73 264H84L83 259L86 261V259L84 258L85 257V254L88 253V244L91 243L92 245H89V248L91 250V248L93 250H91V258H94L95 261L94 263L91 262V260L89 261L88 257H87V260L92 263V264H114L115 261H118L115 262L117 264H177V262L174 263V261H176L178 258L176 259H172L171 262H167V260H159V257L157 259V261H152L150 262V259H152L151 257L152 256H158L160 255V252L157 251L156 249L160 248L158 246V248H156L158 244H162V246L165 248V250L169 251V248L167 247L169 243L171 242H175L177 243V241H180L181 239L183 238H180L182 237V235H184L185 233H187V243L184 244L180 247H183L184 249H186L185 251H188L190 250V248L194 246V244L192 242H199L198 241L200 238V232H201V225H202V222L205 223V221H201V219L197 216V212L195 213L194 212V205H192L190 203V205H192V207H186V209H183V210H178L176 213L173 214V211L171 212L170 209H168V212H171L170 213H166L164 216H165V219L163 220H159V219H155L154 220H151V218L149 219V216H148V212H149V209H148V205L146 202L148 201H145L146 199L148 200V198H145V197H148L149 195H152L153 197V194H150L149 192V188L147 189V187L149 186L148 184H150V179L152 178V180L157 177V175L155 176H151L152 175V172H154L153 170H156V169H151L150 172H147V171H142V170H139L141 166H138V170L136 169L133 173L132 176H134V174H136V176L134 178H131L132 176L129 175V174H125L126 177H130L129 180H126V184H127V187L125 188L124 185H115V183H111L110 188L109 190H107L108 188L106 189H102L101 190V193L96 195L89 203V198L87 196H91L93 195L92 191H95V189H98V188H94V189H90V187H88V185H86L90 190L89 194H87L88 190H83L82 193L79 192V196H76V194L73 192V190H71V185L73 184L74 182V178L75 176L76 177H81V180L78 178L79 181L82 182V180H85V178L87 177L86 175H88V173L86 174V172L89 170L88 166L90 167V165H92L93 167L95 166L94 164L92 163H95L94 162H89L85 157ZM139 156V155H138ZM154 156V155H153ZM156 156V155H155ZM22 157V158H23ZM77 157V156H76ZM143 157V156H142ZM152 157V155L150 156ZM157 157V156H156ZM156 157H154V160H157ZM170 157V156H169ZM207 157V156H206ZM119 158V157H118ZM145 158V155L143 157V159ZM149 158V157H148ZM196 158V157H194ZM25 159V157H24ZM48 159V158H47ZM111 159V158H110ZM147 159V158H146ZM144 159V161L146 160ZM167 159V158H166ZM201 159V158H200ZM96 160V159H95ZM119 160V159H118ZM121 160V159H120ZM132 160V159H131ZM203 160V159H202ZM44 161V160H43ZM48 161V160H47ZM50 161V160H49ZM48 161V162H49ZM108 161V160H107ZM129 161V160H128ZM133 161V160H132ZM159 161V159H158ZM208 161V160H207ZM41 162V161H40ZM63 162V161H62ZM110 162V161H109ZM117 162V160H116ZM131 162V161H130ZM156 162V161H155ZM211 162V161H210ZM104 163V162H103ZM113 163V162H112ZM115 163V161H114ZM118 163V162H117ZM204 163V162H203ZM45 164V163H44ZM50 164V163H49ZM48 164V165H49ZM96 164H97V161H96ZM106 164V163H105ZM111 164V163H110ZM121 164V163H120ZM205 164V163H204ZM47 165V164H46ZM44 165V166H46ZM107 165V164H106ZM105 165V166H106ZM207 165V164H206ZM205 165V166H206ZM57 166V165H56ZM55 166V167H56ZM99 166V165H98ZM103 166V164H102ZM103 166V168L105 167ZM111 166H113V164H111ZM212 166V165H211ZM239 166V165H238ZM235 167L233 169V171H228L227 170V173L225 175V182L228 184V185H231V186H235L237 181H238V176H237V173H242L243 174V170L242 168L240 169V167ZM54 167V168H55ZM124 167V166H123ZM144 167V166H143ZM203 167V166H201ZM57 168V167H56ZM55 168V169H56ZM64 168V167H63ZM101 168V167H99ZM109 168V166L107 167V169ZM113 168V167H112ZM111 168V169H112ZM134 168H137V167H134ZM133 168V169H134ZM58 170H62V168H60L58 166L57 168ZM56 169V170H57ZM88 169V170H87ZM92 171H91V174H94L96 173L95 169H98L97 167L94 169L92 168ZM120 169V168H119ZM125 169V167H124ZM167 169V168H166ZM208 169V167H207ZM50 172L53 169L52 167V170L49 169ZM93 170L95 171L93 173ZM101 170V169H100ZM98 172V174H102V172ZM123 169L121 168V171ZM222 170V169H221ZM55 171V170H54ZM169 170H166L165 173H168ZM14 172V173H13ZM38 172V171H37ZM48 172V171H47ZM58 173V171H55V173ZM61 172V171H60ZM60 172L58 174H60ZM66 172V171H65ZM100 172V173H99ZM104 172H106V169L104 170ZM178 172V171H177ZM107 173V172H106ZM121 173V172H120ZM176 172H173L170 174V176L167 175L168 178H171V179H175V176L177 174H175ZM214 173V172H213ZM224 173V171L222 172ZM40 173H38V176H40L42 174V171H41V174L39 175ZM61 174L63 175V173L61 172ZM65 174V173H64ZM86 174V175H85ZM118 174V173H117ZM132 174V172L130 173ZM154 174V173H153ZM164 174V173H163ZM175 174V175H174ZM57 175V174H54V176ZM61 175V176H62ZM110 174H108L109 176ZM16 176V174H15ZM13 175L12 178L15 177ZM86 176V177H85ZM93 176V175H92ZM96 176V175H95ZM93 176V177H95ZM103 176V174H102ZM115 176L116 173H115ZM119 176V174H118ZM121 176V175H120ZM119 176V177H120ZM151 176V177H150ZM223 176V175H221ZM221 176H216V175H209L208 179L209 180H205L206 181V184L208 187H212V186H215V182L217 180V178L221 177ZM17 177V176H16ZM15 177V178H16ZM19 177V176H18ZM42 177L44 179L41 181L40 178L37 180L39 181V184H40V181L41 183H45L47 182L46 178H49L50 177H46L44 176V174L42 175ZM56 177H60L59 175H57ZM111 177V176H110ZM110 177H108L110 179ZM123 178V174L121 176ZM125 177V178H126ZM165 177V176H164ZM84 178V179H83ZM101 177L98 178V182L94 183V180H96L95 178H93V185H97L98 183L99 184H102L103 183V179H100ZM106 178V177H105ZM105 178H104V181H105ZM121 178V179H122ZM154 178V179H153ZM177 178V177H176ZM222 178V177H221ZM60 179V178H59ZM62 179V178H61ZM100 179V180H99ZM11 181L9 183H11V185H18L19 183L17 182V180L14 182L15 184H13V181L15 180H12L10 179ZM131 180H134V181H131ZM158 180L161 182H159V184H162V181L164 183V181H166L165 179H163L161 176L160 178H158ZM176 180V179H175ZM56 181V180H55ZM97 181V180H96ZM169 181V180H168ZM263 181V180H262ZM57 182V181H56ZM55 182V183H56ZM80 182V183H81ZM106 182V181H105ZM132 182V183H131ZM133 182H136V183H133ZM158 182V181H157ZM17 183V184H16ZM38 183V182H37ZM42 183V184H43ZM83 183H86V181ZM91 183V182H90ZM110 183V182H109ZM166 183V182H165ZM174 183V182H173ZM7 184V183H6ZM48 184V183H47ZM51 184V182H50ZM49 184V185H50ZM98 184V185H99ZM106 184V183H105ZM104 184V185H105ZM157 184V183H156ZM195 184V183H194ZM262 184H264L262 182ZM11 185L7 184L6 187H11ZM75 185V183H74ZM79 185V184H78ZM97 185V187H98ZM148 185V186H147ZM154 185V184H153ZM52 186H54L52 184ZM77 186V185H76ZM91 186V185H89ZM103 186V185H102ZM124 186V187H123ZM146 186V187H145ZM151 186V185H150ZM149 186V187H150ZM5 187V186H4ZM9 187V188H10ZM15 187V186H14ZM18 187V186H17ZM20 187V186H19ZM96 187V186H94ZM146 190H148L149 192H147ZM262 187V185H261ZM264 187V185H263ZM262 187V188H263ZM13 188V187H12ZM73 188V187H72ZM151 188V187H150ZM16 189V188H14ZM21 189V188H20ZM43 189V188H42ZM54 189V188H53ZM52 189V190H53ZM4 190V191H3ZM44 192L46 194H48L50 191H48L47 193V188L46 189H43ZM46 190V191H45ZM253 190V188H252ZM40 191V190H39ZM146 191V192H144ZM115 192H118V193H115ZM10 193V191L8 192V190H5V189H2V191L0 190V208H3V206L6 204V206H8V204L10 202H12L9 200V197L12 195V193H10V195L8 194ZM43 193V191H42ZM46 194L44 195V197H46ZM75 194V195H74ZM78 194V193H77ZM160 195V194H159ZM189 196V195H188ZM44 197L42 198L45 201ZM144 197V198H143ZM12 198V197H11ZM10 198V199H11ZM14 198V197H13ZM160 198V197H159ZM41 199V198H40ZM157 199V198H156ZM42 200V201H43ZM16 202V201H14ZM14 202L11 203V207L15 206L14 205ZM57 202V201H56ZM56 202L54 204H56ZM155 202V201H154ZM86 203V204H85ZM87 203H88V207L87 208H83V205H86L87 206ZM92 203V204H90ZM149 204V202H148ZM3 205V206H2ZM13 205V206H12ZM91 205V206H89ZM201 205V204H200ZM2 206V207H1ZM5 206V207H6ZM40 206V205H39ZM198 207V206H197ZM195 207V208H197ZM16 208V207H15ZM15 208H7L6 210L8 211V209L10 210V213H6L7 211L4 210L5 212H3L4 214H10L13 212L12 209H14V212H15ZM193 208V209H192ZM199 208V207H198ZM5 209V208H4ZM42 209V208H41ZM200 209V208H199ZM197 209V210H199ZM2 210V209H1ZM12 210V211H11ZM170 210V211H169ZM2 212V211H1ZM9 212V211H8ZM58 212V211H57ZM166 212V211H165ZM18 212L16 211L15 213H12L10 217H17V216H14L13 214H17ZM177 214V216H176ZM0 215H2L1 217L4 219L6 218L5 220L7 221V226L10 227L11 224H10V220H7L8 218L7 217H4L2 213H0ZM61 215V214H60ZM60 215H56L58 216V218L60 217ZM52 216V215H51ZM157 216V215H156ZM176 216V217H175ZM0 217V218H1ZM12 217V218H13ZM62 217V216H61ZM18 218V217H17ZM58 218L56 217L54 220L55 221H52V222H56L58 220ZM77 219V220H76ZM81 220L82 221L78 222V220ZM1 220V219H0ZM14 221V219H12ZM46 220V218H45ZM47 220H49L47 218ZM51 220H53L51 218ZM67 220V219H66ZM76 220V221H75ZM4 221V220H3ZM2 221V222H3ZM6 221L4 222L6 224ZM11 221V222H13ZM17 221V220H16ZM14 221V223L16 222ZM19 221V220H18ZM17 221V222H18ZM69 221V220H68ZM152 221L153 224H155L156 222H158L155 227V225H152ZM156 221V222H155ZM9 222V224H8ZM71 222V223H72ZM12 225V227L14 226H18L19 222L16 224V225ZM58 223V222H57ZM4 224V226H5ZM257 224V223H256ZM55 225V224H54ZM59 225V224H58ZM159 225V226H158ZM3 226V224H2ZM1 226V227H2ZM3 226V227H4ZM154 226V227H152ZM6 227V228H8ZM202 227L204 228L205 227V224L202 225ZM18 228V227H16ZM156 228V230L154 229ZM200 228V229H199ZM202 228V229H203ZM209 228V227H208ZM49 229V227H48ZM4 230V229H3ZM40 230V229H39ZM64 230V229H63ZM152 230H155L154 232H159V233H156L155 235H157L158 237L160 236L161 239H157L155 240V242L151 241L153 237L152 235ZM200 230V232H199ZM68 231V230H67ZM67 231H64L65 233L63 235H66ZM152 231V232H151ZM252 231V229H251ZM250 231V232H251ZM8 232V231H7ZM9 232L12 233V230H10ZM18 232V231H16ZM15 232V234H16ZM61 232L60 231V235H61ZM69 232V231H68ZM211 232V231H210ZM215 232V231H214ZM237 231H235V234H236ZM96 234L94 237V239H90V237L93 238V234ZM14 232L12 233V236L15 235ZM51 234V233H50ZM192 234V235H191ZM198 234H200L198 236ZM206 234V233H204ZM202 234V239L204 238L205 239V236ZM213 234L210 233L209 235L211 236ZM11 235V234H10ZM46 235V234H45ZM237 235V234H236ZM18 236V235H15V237ZM36 236V235H35ZM55 235L52 236V241L49 240V242L51 243L50 244V248L48 249L49 250V257L48 260L46 258V261H45V264H58V260L59 259H63L66 257L68 258V256H65V254H68V251L67 253L63 250L65 249L66 247H60L62 245V237L59 239V238H54ZM198 236V240H196V237ZM234 236V235H233ZM89 237V239H88ZM157 237V238H158ZM184 238H186L185 236H183ZM239 237V235H238ZM249 237V236H248ZM252 237V236H251ZM12 238V237H11ZM150 240H149V239ZM207 238V237H206ZM2 239V238H1ZM37 239V238H36ZM88 239V240H87ZM180 239V240H179ZM203 239V240H204ZM230 239V238H229ZM248 239H252V238H248ZM12 240V239H11ZM94 240V241H93ZM185 240V239H184ZM196 240V241H195ZM214 240V239H213ZM90 241H93V242H90ZM99 241V242H98ZM101 241V242H100ZM212 241V240H211ZM249 241V240H248ZM257 241V240H255ZM6 242V241H5ZM44 242V241H43ZM98 242V243H96ZM161 242V243H160ZM197 242L195 243V245L197 244ZM202 242V240H201ZM228 242V241H227ZM226 242V243H227ZM19 243V242H18ZM42 243V241H41ZM82 243V245L80 246V244ZM96 243V245H95ZM100 243V244H99ZM147 243H148V246L149 248L146 250L147 251V254L146 252H142L144 254H146V258L144 260L141 259V261L139 260V257H140V252L142 250V247H145L147 246ZM158 243V244H156ZM175 243V244H176ZM191 243V245H190ZM230 243V242H229ZM228 243V244H229ZM257 243V242H256ZM40 244V243H39ZM68 244V243H67ZM99 244V245H98ZM173 244V243H172ZM172 244H169L170 246ZM179 244V243H177ZM176 244V245H177ZM190 247H189V245ZM252 244V243H251ZM37 245V244H36ZM43 245H46V243ZM43 245H39V248ZM49 245V244H48ZM60 245V246H59ZM79 245V246H78ZM145 245V246H144ZM204 245V244H203ZM215 245V244H213ZM211 245V246H213ZM236 245H238L236 243ZM241 245V244H240ZM239 245V246H240ZM3 245L0 244V247H2ZM67 247V248H70V247ZM156 246V247H155ZM166 246V247H165ZM202 246V245H201ZM200 246V247H201ZM224 246V245H223ZM228 246V245H227ZM231 246V245H230ZM235 246V245H234ZM256 250L257 251V255L258 257L260 258L259 260L261 261L262 259V256H264V242H259L257 244L254 245ZM38 247V246H37ZM174 247V245H173ZM180 247H179V250H180ZM188 247V248H186ZM196 247V246H195ZM204 247V246H202ZM219 247V245L217 246V248ZM236 247V246H235ZM43 248V247H42ZM45 248V246H44ZM43 248V250H44ZM66 248V249H67ZM146 248V247H145ZM175 248V247H174ZM198 248V247H197ZM216 248V246H215ZM216 248V249H217ZM230 248V247H229ZM232 248V247H231ZM2 249V248H1ZM41 249V248H40ZM38 249V251L40 250ZM172 250V248H170ZM184 249H181L184 251ZM207 249V248H206ZM212 249V248H210ZM238 249V248H237ZM241 249V248H240ZM248 249V248H247ZM10 250V249H9ZM7 249V251H9ZM145 250V249H144ZM143 250V251H144ZM164 250V249H163ZM170 250V251H171ZM175 251V249H173ZM177 250H178V247H177ZM178 250V251H179ZM193 250V249H192ZM192 250L190 252H192ZM204 250V249H203ZM224 250V249H223ZM235 250V249H234ZM239 250V249H238ZM248 250H251V249H248ZM2 251V250H0ZM161 251V250H160ZM184 253H187L185 252ZM206 251V250H205ZM212 251V250H211ZM217 251V250H215ZM225 251V250H224ZM10 252V251H9ZM7 252V254L9 253ZM28 252V251H27ZM72 252V253H73ZM159 252V254L156 253ZM199 252V251H198ZM214 252V251H212ZM211 252V254H212ZM222 252V251H221ZM75 253V252H74ZM164 253V252H163ZM175 253V252H174ZM180 254V251L178 252ZM183 253V252H182ZM181 253V254H182ZM183 253V254H184ZM196 253V252H194ZM200 253V252H199ZM208 253V252H207ZM250 253V252H249ZM252 253V252H251ZM256 253V252H255ZM5 254V253H4ZM27 254V253H26ZM47 254V255H48ZM153 254V255H152ZM167 254V253H165ZM177 254V253H176ZM201 254V253H200ZM204 254V253H203ZM206 254V253H205ZM204 254V255H205ZM209 254V253H208ZM227 254V253H226ZM186 255V254H184ZM213 255V254H212ZM252 255V254H251ZM3 256V254H2ZM144 256V255H143ZM156 256V258H157ZM164 256V254H163ZM170 256V255H168ZM178 255H176L177 257ZM180 256V255H179ZM178 256V257H179ZM211 256V255H210ZM253 256V255H252ZM173 257V256H172ZM175 257V255H174ZM191 257V255H190ZM193 257V256H192ZM199 257V256H198ZM197 257V258H198ZM212 257V256H211ZM247 257V255H246ZM257 257V256H256ZM5 258V256H4ZM3 259L4 263L5 264H10V262L8 263L6 258ZM142 258V257H140ZM154 257V259H156ZM166 258V257H164ZM194 258V257H193ZM229 258V257H228ZM227 258V259H228ZM251 258V257H250ZM249 258V259H250ZM61 259V260H62ZM153 259V260H154ZM189 259V257H188ZM1 260V259H0ZM9 260V259H8ZM30 260H33L32 258ZM69 260H70V257H69ZM183 260V257L182 259ZM181 260H179L181 263H183ZM187 260V258H186ZM191 260V259H190ZM189 260V261H190ZM205 260V258H204ZM253 260V259H252ZM258 260V259H256ZM256 260H253L256 262ZM64 261V260H63ZM67 261V262H66ZM72 261V260H71ZM2 262V261H1ZM0 264H4V263H1ZM40 262V260H39ZM61 262V261H60ZM65 263H68V259L64 261ZM199 262V261H198ZM209 262V261H207ZM217 262V261H216ZM190 263V262H189ZM195 263V262H194ZM39 264V263H38ZM63 264V263H62ZM71 264V263H70ZM89 264V263H88ZM180 264V263H179ZM199 264V263H198Z\"/></svg>",
  "mask_w": 264,
  "mask_h": 264
}]
</instances>
